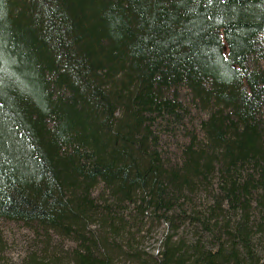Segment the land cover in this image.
Returning <instances> with one entry per match:
<instances>
[{
  "label": "trees",
  "instance_id": "1",
  "mask_svg": "<svg viewBox=\"0 0 264 264\" xmlns=\"http://www.w3.org/2000/svg\"><path fill=\"white\" fill-rule=\"evenodd\" d=\"M263 33L264 0H0V221L52 264H264ZM147 216L187 232L149 261Z\"/></svg>",
  "mask_w": 264,
  "mask_h": 264
},
{
  "label": "rangeland",
  "instance_id": "2",
  "mask_svg": "<svg viewBox=\"0 0 264 264\" xmlns=\"http://www.w3.org/2000/svg\"><path fill=\"white\" fill-rule=\"evenodd\" d=\"M261 42L264 43V33L261 36ZM260 63L264 70V59ZM133 233V251L142 260L149 261L162 251L169 235L173 236L175 241L187 232L184 230L174 232L166 221H158L147 216L142 227L134 229ZM187 237L190 238V235ZM41 241V238L35 239L33 232L21 223L0 221V264H33V258L52 264V261L47 260L46 255L43 254ZM50 251L53 250L50 249ZM58 255L61 257L60 253ZM70 261L71 258H68L62 264H68ZM112 264H139V262L135 257L130 260L122 252L117 251V253L113 252Z\"/></svg>",
  "mask_w": 264,
  "mask_h": 264
}]
</instances>
